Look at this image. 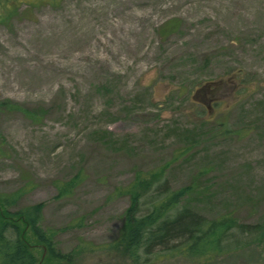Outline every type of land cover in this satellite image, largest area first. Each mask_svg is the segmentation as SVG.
<instances>
[{"label":"rangeland","instance_id":"374dc122","mask_svg":"<svg viewBox=\"0 0 264 264\" xmlns=\"http://www.w3.org/2000/svg\"><path fill=\"white\" fill-rule=\"evenodd\" d=\"M2 99L41 115L0 109V192L43 201L61 251L117 235L129 200L115 189L137 169L166 166L210 218L264 223V0L23 1L0 21ZM144 264L193 263L162 251ZM214 264H264V243Z\"/></svg>","mask_w":264,"mask_h":264},{"label":"trees","instance_id":"16d2710c","mask_svg":"<svg viewBox=\"0 0 264 264\" xmlns=\"http://www.w3.org/2000/svg\"><path fill=\"white\" fill-rule=\"evenodd\" d=\"M23 1L35 4L55 0H0V21L15 14ZM0 109L19 110L30 118L41 115V111L8 99L0 100ZM79 180V172L56 179L57 196L70 194ZM26 190L20 186L0 192V264H40L34 250L38 244L46 247L48 261L61 260L64 264H79L93 252L115 259L117 264H144L162 251L185 257L193 264H214L217 257L245 245L264 243V223L238 221L228 213L210 218L184 204L191 185L174 188L166 176V166L137 169L127 184L116 187L115 191L126 195L129 203L112 240L94 243L80 238L65 252L55 245L61 228L41 223L44 202L18 204Z\"/></svg>","mask_w":264,"mask_h":264},{"label":"water","instance_id":"95a60500","mask_svg":"<svg viewBox=\"0 0 264 264\" xmlns=\"http://www.w3.org/2000/svg\"><path fill=\"white\" fill-rule=\"evenodd\" d=\"M56 264H64V263H62V262H59V263H56Z\"/></svg>","mask_w":264,"mask_h":264}]
</instances>
